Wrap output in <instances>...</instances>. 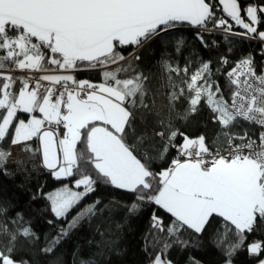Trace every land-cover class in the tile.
I'll return each mask as SVG.
<instances>
[{
	"label": "snow or ice",
	"instance_id": "obj_1",
	"mask_svg": "<svg viewBox=\"0 0 264 264\" xmlns=\"http://www.w3.org/2000/svg\"><path fill=\"white\" fill-rule=\"evenodd\" d=\"M184 25L205 49V35H219L227 54L214 62L184 54L183 38L164 42ZM158 42L160 73L140 65ZM245 42L258 46L259 61L252 52L229 58ZM209 121L211 134L186 131ZM41 170L61 185L41 184L32 199L66 225L40 255L109 207L99 198L80 207L104 187L130 194L114 202L126 220L153 208L147 264H174L173 249H200L205 236L221 264L242 251L264 264V0H0V175ZM97 233L98 247L114 248L115 238ZM39 240L0 202V264H36Z\"/></svg>",
	"mask_w": 264,
	"mask_h": 264
},
{
	"label": "trees",
	"instance_id": "obj_2",
	"mask_svg": "<svg viewBox=\"0 0 264 264\" xmlns=\"http://www.w3.org/2000/svg\"><path fill=\"white\" fill-rule=\"evenodd\" d=\"M183 38L185 41L184 54L193 53L203 56L204 59L217 61L222 54H227L228 45L220 38L219 35L208 36L205 39L209 43V47L205 49L201 46L196 38L195 31L191 29L172 30L165 35V41H175ZM215 39L218 43L217 47L211 46L212 40ZM234 40L239 38H232ZM234 51L230 55L231 60L240 58V55L252 52L259 61L257 55L259 48L256 44L236 43L233 45ZM161 42L154 43L150 48L142 51V59L140 65L144 69H152L154 72L160 73L158 61L162 56ZM183 63V59H181ZM80 78H90L93 81H98V75L89 76L88 73H81ZM223 83V80H221ZM200 121L207 119L205 114H201L198 118ZM213 125L208 122L207 127L200 124L190 123L186 131L190 135H197L200 132L211 134ZM24 154L18 152L15 156L20 158ZM8 167H14L10 160ZM44 186V191H52L61 185V182L54 180L50 175L41 171L33 172L31 177L19 173L12 176L0 175V202L6 203L11 209V213L20 212L23 216L32 222L33 230L40 236V240L33 252V258L36 264H56L57 258L61 264H79L80 258H93L97 264H147L145 253L142 251V236L149 226V218L152 207H147L138 217L125 219L127 209L123 204H116L115 201L130 202V194L124 193L121 190L101 187L96 192L86 197L80 207L84 204L92 203L99 198L103 205H109L104 208L103 212L92 219L91 225L87 221L81 222L80 226L72 230L68 237L64 238L57 246L55 252L51 256L39 254V248L43 247L47 241H50L57 235L59 227L66 225V221H56L50 211L46 209V202L43 199L33 200L32 196L40 185ZM112 202V203H110ZM75 209L69 214V219L75 215ZM48 220H53V224H48ZM120 224L117 228L116 225ZM97 229L106 234L107 239L115 238L116 243L114 248L108 246L103 247L104 255H97L101 251V247L97 243L101 241V236L97 233ZM259 238V236L254 237ZM94 241V243H89ZM114 252H120L121 255H115ZM76 253L77 255H74ZM194 256L200 260L202 264H221L222 257L208 241V237H204L203 245L200 249L189 248L184 251L173 249L169 253L170 259L174 264H189L188 257ZM234 264H251L250 258L246 251L240 252L234 259Z\"/></svg>",
	"mask_w": 264,
	"mask_h": 264
},
{
	"label": "water",
	"instance_id": "obj_3",
	"mask_svg": "<svg viewBox=\"0 0 264 264\" xmlns=\"http://www.w3.org/2000/svg\"><path fill=\"white\" fill-rule=\"evenodd\" d=\"M184 27H188V28L190 29V27L187 26V25H184V26H177V29H184ZM177 29H176V30H177Z\"/></svg>",
	"mask_w": 264,
	"mask_h": 264
},
{
	"label": "rangeland",
	"instance_id": "obj_4",
	"mask_svg": "<svg viewBox=\"0 0 264 264\" xmlns=\"http://www.w3.org/2000/svg\"><path fill=\"white\" fill-rule=\"evenodd\" d=\"M16 151H17V150L15 149V147H13V148H12V152H13V156H14V157L16 156Z\"/></svg>",
	"mask_w": 264,
	"mask_h": 264
},
{
	"label": "built area",
	"instance_id": "obj_5",
	"mask_svg": "<svg viewBox=\"0 0 264 264\" xmlns=\"http://www.w3.org/2000/svg\"><path fill=\"white\" fill-rule=\"evenodd\" d=\"M184 29H189L188 27H184ZM191 30H194L195 31V29H192V28H190ZM237 31H239V29H236Z\"/></svg>",
	"mask_w": 264,
	"mask_h": 264
},
{
	"label": "crops",
	"instance_id": "obj_6",
	"mask_svg": "<svg viewBox=\"0 0 264 264\" xmlns=\"http://www.w3.org/2000/svg\"><path fill=\"white\" fill-rule=\"evenodd\" d=\"M15 149L17 150V151H16V155H17L18 152H19V148H18V147H15Z\"/></svg>",
	"mask_w": 264,
	"mask_h": 264
}]
</instances>
